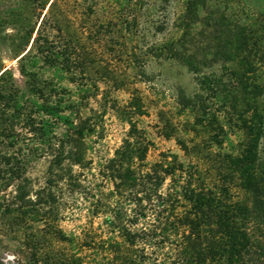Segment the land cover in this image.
<instances>
[{
	"label": "trees",
	"instance_id": "trees-1",
	"mask_svg": "<svg viewBox=\"0 0 264 264\" xmlns=\"http://www.w3.org/2000/svg\"><path fill=\"white\" fill-rule=\"evenodd\" d=\"M136 5L134 0H52L38 16L37 29L26 33L28 39L35 34L29 50L12 58L18 77L0 69V200L20 183L10 204L16 209L3 214L50 224L52 190L61 186L75 193L87 182L84 171L95 169L89 155L104 136L106 111L90 107L96 83L86 75L112 74L95 47L126 46L136 32L130 24ZM237 40L232 90L219 79L203 78L202 94L183 104L207 115L203 127L220 139L205 145L177 141L183 160L167 152L148 164L153 143L133 121L141 115L140 105L128 106L126 139L91 173L110 186L105 197L110 201L102 206L108 236L63 237L70 248L48 255L44 264H264L260 86L248 75L255 64L243 55L247 40L243 34ZM172 52L170 57L177 56ZM212 100L236 115L243 141L228 139L216 112L209 111ZM41 159H48L47 177L33 190L24 176L28 164Z\"/></svg>",
	"mask_w": 264,
	"mask_h": 264
},
{
	"label": "rangeland",
	"instance_id": "rangeland-1",
	"mask_svg": "<svg viewBox=\"0 0 264 264\" xmlns=\"http://www.w3.org/2000/svg\"><path fill=\"white\" fill-rule=\"evenodd\" d=\"M51 1L0 0V69L9 68L18 77L17 60L12 58L24 48L29 50L35 34L28 39L26 33L37 29V18L46 13ZM134 3L137 5L131 9L136 21L131 20L130 24L136 32L128 38L126 46L95 47L101 59L112 65V74L86 75L96 83L90 107L106 111L104 136L93 144L89 155L95 169L84 171L87 182L75 193L61 186L52 190L56 200L50 224L3 214L16 209L10 204L19 182L3 193L6 201L0 200V264H44L48 255L62 254L70 248L63 237L108 236L107 215L102 206L110 201L105 199L110 186L99 184L91 173H95L99 162L112 158L126 139L130 126L123 111L128 106L140 105L141 115L133 117V121L153 143L146 157L148 164L167 152L183 160L177 141L205 145L209 140H219L220 136L203 127L208 116L200 117L196 108L183 104L202 94L199 81L203 78L219 79L225 89L232 90V75L239 67L235 49L240 34L248 43L243 55L255 64L248 75L260 86L258 103L263 129L257 156L264 168V0H134ZM42 5H46L43 11ZM19 31L22 34L17 36ZM173 50L177 56L170 57ZM209 107L210 112H216L230 141L244 140L243 132L235 124L236 115L230 109L215 100ZM47 168L48 159L30 162L24 176L29 182L27 187L37 190L44 186ZM75 171L78 172L76 168ZM232 192L242 195L237 190Z\"/></svg>",
	"mask_w": 264,
	"mask_h": 264
}]
</instances>
